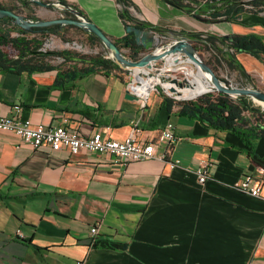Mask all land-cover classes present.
Returning a JSON list of instances; mask_svg holds the SVG:
<instances>
[{
  "label": "crops",
  "instance_id": "0c3cea01",
  "mask_svg": "<svg viewBox=\"0 0 264 264\" xmlns=\"http://www.w3.org/2000/svg\"><path fill=\"white\" fill-rule=\"evenodd\" d=\"M37 1L55 8L65 2L110 38L126 34L116 0ZM130 2L133 16L165 29L164 38H264V12L214 22L165 0ZM236 59L264 81V61L247 53ZM57 73L0 68V116L18 114L49 126L66 117L84 137L102 132L123 140L138 129L141 142L159 143V155L167 146L162 132L173 122L177 141L165 161L120 164L86 150L33 149L15 133L0 130V264H264V137L247 146L232 132L180 115L178 106L168 111L157 91L142 111L138 100L126 98L127 77L113 71L62 86H56ZM202 159L210 163L204 184L196 174ZM175 161L172 167L169 162ZM245 175L262 181L260 197L234 188ZM93 226L95 239L127 244V249L93 247Z\"/></svg>",
  "mask_w": 264,
  "mask_h": 264
},
{
  "label": "trees",
  "instance_id": "16d2710c",
  "mask_svg": "<svg viewBox=\"0 0 264 264\" xmlns=\"http://www.w3.org/2000/svg\"><path fill=\"white\" fill-rule=\"evenodd\" d=\"M27 5L29 0H18ZM120 5L119 17L125 27L133 24L141 29H150L160 36L166 30L137 20L131 12L130 0H116ZM173 4L189 15H204L210 21L223 22L239 19L245 12H264V0H171ZM65 3V2H63ZM1 8V7H0ZM4 21H11L5 17ZM74 27L72 24H57L45 27L24 28L14 26L18 36H12L10 29L0 24V68L12 72L57 70L56 86H62L78 78L94 72H112L117 64L104 56H90L75 53L69 50L44 52L41 50L43 38L56 33L64 27ZM35 34L34 37H29ZM205 48L212 51L218 65L223 62L232 69L237 70L244 78L251 80L243 65L236 59L239 53H247L264 61V38L256 34L220 36L214 34H193L189 36ZM91 39L98 38L90 34ZM117 45L122 44L136 52L144 49L142 44L135 41L134 33L127 32L121 38H112ZM5 49H12L11 55ZM54 56L63 58L62 66H54L49 59ZM167 104L168 111L178 106V113L182 116L196 119L217 131H228L237 135L247 146L251 140L264 137V111L255 108L246 96L231 99L226 93H207L193 101H178L160 92ZM248 113V114H246ZM93 247L110 248L115 250L127 249V244L111 240L96 239Z\"/></svg>",
  "mask_w": 264,
  "mask_h": 264
},
{
  "label": "built area",
  "instance_id": "2783aa9c",
  "mask_svg": "<svg viewBox=\"0 0 264 264\" xmlns=\"http://www.w3.org/2000/svg\"><path fill=\"white\" fill-rule=\"evenodd\" d=\"M59 7H63L69 10L61 4ZM152 35L155 40L150 47L147 54H151L154 57L146 63L144 66H140L139 72L135 73L133 69L129 72L127 84L125 86L126 93H130L136 96L140 103V110H144L146 102L152 92H162L165 95L178 99V96H174V88H169L168 85H176L178 87L189 85L185 80H181L175 74L178 70L184 69L183 67L189 63H194L192 58L186 53L185 50H179L181 42H186V38H173L168 39L160 36L158 33L152 31ZM159 37L166 42H161L159 45L157 41ZM191 43V42H190ZM192 45V43H191ZM189 50L195 58H199L196 49H191L187 45L181 46ZM189 59L191 62H188ZM196 64V63H194ZM165 79H170L165 81ZM149 83L148 93H144L141 87L144 83ZM180 92V91H179ZM181 94V92H180ZM17 108V107H16ZM19 113L21 108L16 109ZM0 130L11 131L15 133L22 141L23 144L29 145L33 149L49 148L52 151H58L65 148L70 151L71 154H78L82 150L89 152H95L100 154L109 155L116 162L120 164H129L133 162L159 159L166 160L167 155L170 154L173 144L177 141V137L174 134L175 125L173 122L166 124L165 129L162 132V138L166 141L167 146L162 154H157V142H141L138 139V129H134L132 133L123 140L113 139L103 136L102 132H96L89 137L80 135L77 126H75L68 118L64 117L62 123L56 126H49L43 124H33L31 120H22L18 114L6 117L0 116ZM172 167L178 164V161L171 163ZM210 163L206 159H202L196 168V174L198 176V182L204 184L210 177ZM234 188L249 194L253 197H260L262 190V181L253 176L245 175L239 179ZM92 235V242L96 239L98 234L97 226H93L90 229ZM18 236H23L18 231ZM78 264H84L78 262Z\"/></svg>",
  "mask_w": 264,
  "mask_h": 264
},
{
  "label": "rangeland",
  "instance_id": "374dc122",
  "mask_svg": "<svg viewBox=\"0 0 264 264\" xmlns=\"http://www.w3.org/2000/svg\"><path fill=\"white\" fill-rule=\"evenodd\" d=\"M0 7L4 9H10L24 16L27 19L36 18L38 20H53L59 18H68V19L78 18V15L73 10H69L63 7L55 8L52 6L38 5L33 0H29L27 5H23L22 2L18 0H0ZM4 18L5 17L0 18V24L5 28L10 29L12 36H18L19 34L17 32V29L14 27L17 24H15L12 20L6 22L3 20ZM64 25H68V24H64ZM90 34L92 33L79 26L76 25H74V27L66 26L62 30H58L56 33L49 34L48 36L44 37L41 50L44 52L69 50L79 54H85L90 56H104L106 58H110V52L108 51L104 43L99 39L98 40L91 39ZM34 36L35 34L30 35L29 37L31 38ZM161 42H166V40H162V37H159L157 44L159 45ZM191 43L198 52L200 60L211 68L214 76L218 78L222 82V84H224L227 87L249 88L264 93V81L262 79L258 80L257 78L250 75L251 80H247L237 70L230 69L225 62H223L221 65H218L215 61V56L213 52L207 50L202 43H198V42H191ZM118 46L124 57L132 61L139 60L150 49V48L147 49L144 48L142 51L136 52L134 49L127 48L122 44ZM5 50L9 52L11 55L14 54V51L12 49H5ZM49 60L54 66H62L64 63L63 58L61 56H54ZM187 69H191L190 65L187 66ZM113 72L125 76L128 79L130 76L129 72L132 71L130 69L122 68L119 64H117V67L115 66ZM175 74L181 80H185V79L189 80V77L185 73L184 69L178 70ZM169 80L170 79H165V81H169ZM191 81H192V77H191ZM188 86L189 85L187 86L184 85L181 88ZM219 92L220 91L218 90H214L207 93L218 94ZM181 93H183L182 98H178L176 100L193 101L207 94L204 93L202 95L197 96L196 98L187 99L183 97H187L189 96V94L185 93V91ZM227 95L233 100H236L239 98V96H241L236 94H227ZM174 96H179V95L174 94ZM246 97L249 99V101H251L252 105L255 108L264 111V105L256 100L260 98L256 96H246Z\"/></svg>",
  "mask_w": 264,
  "mask_h": 264
},
{
  "label": "water",
  "instance_id": "95a60500",
  "mask_svg": "<svg viewBox=\"0 0 264 264\" xmlns=\"http://www.w3.org/2000/svg\"><path fill=\"white\" fill-rule=\"evenodd\" d=\"M36 3H39L40 5L46 6V4L39 2L37 0H33ZM168 4L175 6L171 0H165ZM61 5L71 8L70 6H66L64 3H60ZM77 15L78 18L76 19H68V18H59V19H53V20H29L25 18L24 16L10 10V9H4L0 8V18L3 17H10L12 21L20 25L24 28H31V27H45V26H52L57 24H73L76 26H79L89 32H91L93 35H95L99 40H101L104 45L107 47L108 51L110 52V59H112L114 62L119 64L122 68L125 69H133L136 66H144L148 62V60L152 59L154 56L151 54L145 53L139 60L132 61L129 59H126L124 55L122 54L119 46L110 38L102 29H100L94 22L89 20L82 12H79L78 10H75L71 8ZM197 18H201L204 20H207L205 18L200 17L199 15H196ZM83 18L84 20H82ZM127 32H133L135 41L138 45L142 44L144 48H150L154 43V36L152 35V32L150 29H141L133 24L126 27ZM187 45L191 49H194L191 45V43L186 40V42H181L180 46H178L179 50H185L186 53L192 58L194 63H198L200 66H202L206 71H208L212 75V80L214 82V90H218L220 92L226 93V94H236V95H246V96H256L264 101V93L259 92L257 90L249 89V88H235V87H227L222 82L214 76L212 73V70L209 66L204 64L200 58H195L192 53L187 50L186 48H182L181 46ZM194 63H189L190 68L192 71L195 72ZM188 82V80H185ZM174 93L180 94L179 91L173 90ZM126 98L132 101H136L138 98L130 93L126 94Z\"/></svg>",
  "mask_w": 264,
  "mask_h": 264
},
{
  "label": "bare ground",
  "instance_id": "6f19581e",
  "mask_svg": "<svg viewBox=\"0 0 264 264\" xmlns=\"http://www.w3.org/2000/svg\"><path fill=\"white\" fill-rule=\"evenodd\" d=\"M82 20H84L83 18H81ZM188 62H191V60L189 59ZM187 65L186 64L183 68L185 73L188 75L189 77V86L188 87H178L176 85H168L169 88H174L177 91H181L189 94V96L187 97H183V98H187V99H193L196 98L199 95H202L204 93L210 92V91H214V82L212 80V75L206 71L203 67H201L198 63L194 64L195 67V72L192 71V69H187ZM140 67L136 66L133 71L135 73L139 72ZM191 77H192V81H191ZM149 83H144L143 86L141 87L142 92L144 93H148V85ZM189 90V91H188ZM178 98H182L183 93L178 94ZM259 103L264 105V101L260 100V99H256Z\"/></svg>",
  "mask_w": 264,
  "mask_h": 264
}]
</instances>
